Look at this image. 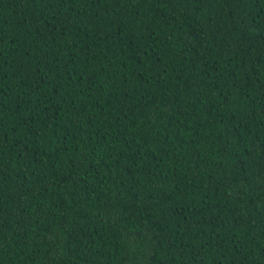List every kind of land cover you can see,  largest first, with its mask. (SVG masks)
<instances>
[{"label": "trees", "instance_id": "obj_1", "mask_svg": "<svg viewBox=\"0 0 264 264\" xmlns=\"http://www.w3.org/2000/svg\"><path fill=\"white\" fill-rule=\"evenodd\" d=\"M0 264H264V0H0Z\"/></svg>", "mask_w": 264, "mask_h": 264}]
</instances>
